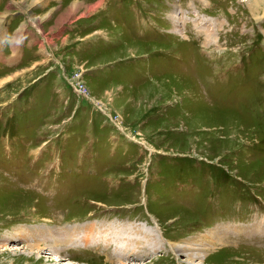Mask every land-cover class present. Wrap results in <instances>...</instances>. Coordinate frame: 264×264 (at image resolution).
I'll return each mask as SVG.
<instances>
[{"label":"rangeland","instance_id":"rangeland-1","mask_svg":"<svg viewBox=\"0 0 264 264\" xmlns=\"http://www.w3.org/2000/svg\"><path fill=\"white\" fill-rule=\"evenodd\" d=\"M5 1L0 264H264V0Z\"/></svg>","mask_w":264,"mask_h":264},{"label":"crops","instance_id":"crops-1","mask_svg":"<svg viewBox=\"0 0 264 264\" xmlns=\"http://www.w3.org/2000/svg\"><path fill=\"white\" fill-rule=\"evenodd\" d=\"M19 1H21L22 2V0H10V1H5V3L6 4H11V5H17L16 3L18 2L19 3ZM74 1H76V0H74ZM34 2L35 3H40V2H44V0H27V4H29V8H31L32 6H33V4H34ZM72 2V1H71ZM85 3H83V5H84ZM86 4H88V3H86ZM69 7L64 11V13L62 14V15H60V17L58 16V23H61V22H65V21H67V16L69 15L68 14V11L71 9V3H69ZM8 6V5H7ZM26 6V5H25ZM16 7V6H15ZM3 8H4V6H1L0 5V22L2 21V16H3ZM17 8H18V6H17ZM21 8V7H20ZM19 8V9H20ZM5 9V8H4ZM22 9V8H21ZM25 9H26V7H25ZM25 9L23 10L22 9V11L23 12H25ZM18 12V11H17ZM25 14H27V16H28V13H26L25 12ZM72 15V14H71ZM43 16H46V15H43ZM35 17V16H34ZM28 18H29V16H28ZM29 19H31V18H29ZM26 22L27 21V19L26 18H24L23 19V22ZM6 22V21H5ZM22 21H21V24L19 25V27L17 28L18 30H16L17 31V37H16V40H17V42H19V41H22V37H25V38H28V40L30 41V43H33V42H35V40H36V43H37V39L36 38H34V36H33V34L31 33V31H32V29H33V27L32 26H30V25H25L24 23H23ZM7 23V22H6ZM32 23V22H31ZM33 24V23H32ZM34 25V24H33ZM35 26V25H34ZM6 27H7V25H6ZM24 27V28H23ZM36 27V26H35ZM37 28V27H36ZM31 31H30V30ZM38 29V28H37ZM39 30V29H38ZM40 31V30H39ZM33 32V31H32ZM41 32V31H40ZM49 32V31H48ZM49 33H51V32H49ZM41 34H43L42 32H41ZM35 36H37L36 34H34ZM27 40V41H28ZM44 42H45V40H44ZM46 43V42H45ZM46 45V44H45ZM38 47H39V49H40V44L38 43ZM46 47H47V45H46ZM40 51H41V49H40ZM42 51H43V53H49V55L50 56H53V53L49 50V48L48 49H42ZM44 55V54H43ZM163 242V241H162ZM175 243H177V242H175ZM162 244L163 243H161V247H162ZM178 245V244H177ZM180 245H182V244H180ZM143 246L144 247H136L135 248V250H134V252H133V254H139L140 253V251L141 250H143V249H145V248H149V247H146L144 244H143ZM151 247H153L154 248V245L153 244H151ZM160 247V248H161ZM153 251H156L155 249H153Z\"/></svg>","mask_w":264,"mask_h":264},{"label":"bare ground","instance_id":"bare-ground-1","mask_svg":"<svg viewBox=\"0 0 264 264\" xmlns=\"http://www.w3.org/2000/svg\"><path fill=\"white\" fill-rule=\"evenodd\" d=\"M97 7V6H96ZM253 10H254V8H253ZM263 10V12H264V9H262ZM175 32L177 33L178 32V30H175ZM155 224V223H154ZM257 228L259 227V228H262V226H261V224L259 225V226H256ZM219 229H221L222 230V228H219ZM165 231L163 230V233H164ZM219 231L218 230H216L214 233H213V235H214V239H213V243H215L216 242V240H218L219 238H217L218 236H217V233H218ZM222 232H223V230H222ZM162 241L163 242H166V241H168V240H166L165 238H163L162 237ZM193 243V242H192ZM200 243H201V245L202 246H205L206 245V243H208L206 246H211V245H209V240H204V238H203V240H201L200 241ZM194 244V243H193ZM173 245V244H172ZM173 247H175V249L177 250V252H179L180 251V245H174ZM183 251H185V250H183ZM173 252V251H172ZM200 263H202V262H200L199 261V263H197V264H200Z\"/></svg>","mask_w":264,"mask_h":264},{"label":"flooded vegetation","instance_id":"flooded-vegetation-1","mask_svg":"<svg viewBox=\"0 0 264 264\" xmlns=\"http://www.w3.org/2000/svg\"><path fill=\"white\" fill-rule=\"evenodd\" d=\"M222 230H223V232H228V230L225 231L223 228H222Z\"/></svg>","mask_w":264,"mask_h":264},{"label":"built area","instance_id":"built-area-1","mask_svg":"<svg viewBox=\"0 0 264 264\" xmlns=\"http://www.w3.org/2000/svg\"><path fill=\"white\" fill-rule=\"evenodd\" d=\"M74 87L76 88V86L74 85ZM77 92L79 93L78 89L76 88Z\"/></svg>","mask_w":264,"mask_h":264}]
</instances>
